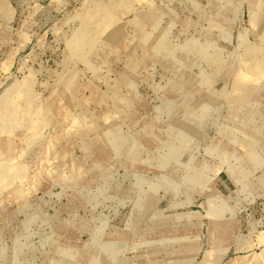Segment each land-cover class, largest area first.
Here are the masks:
<instances>
[{"label": "rangeland", "instance_id": "1", "mask_svg": "<svg viewBox=\"0 0 264 264\" xmlns=\"http://www.w3.org/2000/svg\"><path fill=\"white\" fill-rule=\"evenodd\" d=\"M0 264H264V0H0Z\"/></svg>", "mask_w": 264, "mask_h": 264}]
</instances>
